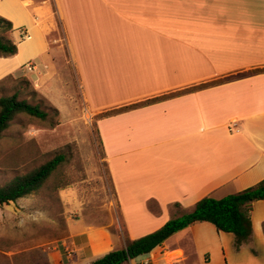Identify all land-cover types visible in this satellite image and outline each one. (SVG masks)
<instances>
[{"label": "crops", "instance_id": "1", "mask_svg": "<svg viewBox=\"0 0 264 264\" xmlns=\"http://www.w3.org/2000/svg\"><path fill=\"white\" fill-rule=\"evenodd\" d=\"M0 7L13 27L27 29L18 56L32 33L37 48L28 58L41 54L45 29H61L83 101L97 116L129 239L203 197L264 178V0H0ZM250 219L249 238L264 246V199L251 204ZM226 234L195 222L122 264H213ZM77 236L74 258L85 264L115 249L107 231Z\"/></svg>", "mask_w": 264, "mask_h": 264}, {"label": "rangeland", "instance_id": "2", "mask_svg": "<svg viewBox=\"0 0 264 264\" xmlns=\"http://www.w3.org/2000/svg\"><path fill=\"white\" fill-rule=\"evenodd\" d=\"M44 33L39 56L28 58L37 48L32 33L20 56L0 57V95L18 90L20 97L49 113L56 108L58 123L49 127L26 116L12 122L0 138V186L58 153L65 155V161L40 189L0 206V264H85L87 259H75L73 252V241L83 231H107L115 249L129 239L98 135L97 116L83 101L60 39L61 29ZM27 34L25 27H13L10 37L19 45ZM226 235V250L215 256L213 264H263L264 246L255 234L238 248L234 235Z\"/></svg>", "mask_w": 264, "mask_h": 264}, {"label": "trees", "instance_id": "3", "mask_svg": "<svg viewBox=\"0 0 264 264\" xmlns=\"http://www.w3.org/2000/svg\"><path fill=\"white\" fill-rule=\"evenodd\" d=\"M12 31V22L0 16V57L15 56L17 54L18 45L10 37ZM0 86H2V80L0 81ZM158 99L159 97L148 99L105 114L126 110ZM57 115L58 111L56 108H51V113H49L48 110L41 108L40 104L31 103L27 98L20 97L18 90L12 94H1L0 138L17 117L26 116L45 121L49 127H53L58 123L57 119H55ZM64 161L65 155L58 153L39 166L26 173L16 175L1 185L0 206L40 189ZM261 199H264V178L253 186L219 199L210 196L203 197L195 203L194 208L190 212L168 219L159 228L150 233L133 239H126L123 247L113 249L94 259L89 264H122L129 259L149 253L154 247L161 245L174 233L192 223L201 221L210 222L218 231L232 233L235 237V245L238 248L249 238L252 232L251 204Z\"/></svg>", "mask_w": 264, "mask_h": 264}]
</instances>
